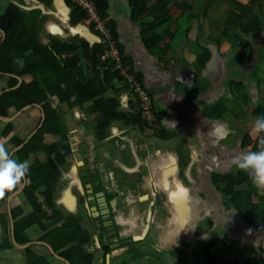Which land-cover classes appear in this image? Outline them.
I'll return each instance as SVG.
<instances>
[{
  "label": "crops",
  "instance_id": "0c3cea01",
  "mask_svg": "<svg viewBox=\"0 0 264 264\" xmlns=\"http://www.w3.org/2000/svg\"><path fill=\"white\" fill-rule=\"evenodd\" d=\"M137 1L138 11L133 13L130 0H107V19L115 22L127 70L137 73L154 100L155 113L161 117L159 131L166 139L155 138L152 130L140 132L115 123L98 140L93 117L87 113L90 104L69 111L51 98L52 108L63 116L71 154L54 185V209L40 193L34 197L45 220L51 222L54 212L63 220L46 231L38 225L30 227L25 232L28 244L15 247L13 225L33 213L22 195L29 182L6 191L0 198V264H27L26 251L36 257V264H209L212 260L264 264V193L256 189L251 196L255 211H240L224 198L226 183L216 182L233 175L245 177L248 181L234 191L242 195L250 191L248 174L232 159L253 151L264 136L251 131L255 112L264 108V0ZM10 4L29 21L44 24L37 32L42 44L51 37L68 41L64 36L76 26L64 21L54 0L48 7L38 0H0V16ZM255 20L259 28H254ZM61 24L67 27L62 29ZM89 24L87 20L80 25L89 28ZM3 33L0 29V44ZM181 66L195 69V82L188 90L177 82L180 78L189 82ZM10 79L11 75L0 73V96L10 91ZM15 79V89L32 82L29 75ZM123 92L117 101L126 112L130 100ZM106 97L113 98L114 93ZM43 120L39 106L19 114L10 110L7 118H0V143L18 159L16 152L38 132ZM43 139L47 146L58 140L51 135ZM45 160L42 153L28 156L29 170ZM222 206L248 228L224 229ZM2 216L7 230L1 225ZM64 219L71 220L66 232L71 243L51 247L41 242L46 233L62 228ZM6 232L12 247L4 249Z\"/></svg>",
  "mask_w": 264,
  "mask_h": 264
},
{
  "label": "trees",
  "instance_id": "16d2710c",
  "mask_svg": "<svg viewBox=\"0 0 264 264\" xmlns=\"http://www.w3.org/2000/svg\"><path fill=\"white\" fill-rule=\"evenodd\" d=\"M92 1L95 2L99 14L104 20L105 28L112 39L117 42L115 22L112 19H107V0ZM130 1L134 6L133 13L137 12L140 3L137 0ZM38 2L48 7L51 0H38ZM65 3L70 8L69 24L71 26L87 22L88 17L84 9L73 0H65ZM37 24L40 25V21H29L28 17L14 4H10L6 12L0 16V29L5 34V39L0 44V73L11 75L10 91L0 96V118H7L8 112L12 109L18 113L30 105L39 106L44 115L42 126L38 132L16 152L19 161H25L28 156L40 153L46 157L43 164L36 162L29 170L26 177L29 183L22 189V195L31 205L33 213L13 225L14 241L19 246L28 244L25 232L30 227L38 225L43 231H46L52 223L62 219L59 212H54L51 222L45 220V214L34 197L35 193H40L46 204L54 209L52 202L54 185L60 177L59 170L64 167L66 159L71 154L63 116L59 110L52 108L49 101L51 98H56L60 105L65 106L69 111L90 104L87 113L93 117V130L98 140H102L107 128L115 123H121L127 128L140 132L152 130L155 138L166 139L159 131L161 118L159 115L155 114V122L148 127L141 119L134 102L129 101V111L120 110L117 95L122 91L128 94L130 89L126 84H123L119 72L114 71L111 65H107L109 62L100 61V57L104 53L102 43L91 45L75 36L71 41L51 37L47 44H42L37 40L39 30ZM89 28L94 29L92 23L89 24ZM254 28H259L257 20H255ZM100 37L103 40V36ZM118 49L122 67H128L120 46ZM203 61L205 59L200 62ZM82 62L85 72L82 70ZM129 74L134 75L137 81L143 85V81L137 73L129 69ZM26 75L32 78V82L27 85L21 83L15 89L18 85L15 77L20 78ZM111 92L114 93V97L107 98V94ZM260 111L264 113V108ZM262 112H255V115L258 117L263 114ZM9 131L10 124L7 126L6 133ZM45 135H51L58 140L55 144L47 146L43 142ZM19 144L20 142H17L16 147ZM257 145L258 143L253 151L258 150ZM243 181L248 180L245 177L244 180L243 178L239 179L237 175L224 179L216 178V182L226 183L227 187L223 191V196L230 205H234L240 211L244 208V210L253 212L256 208L251 206L250 198L256 194L257 188L249 183L250 191L248 193L242 195L234 191L235 187ZM11 212L12 218H15V212ZM70 222V219H64L62 228L49 231L41 238V242L51 247H67L72 241L68 240L66 234ZM1 225L7 230L6 216L1 217ZM3 242L1 247L4 249L12 247L8 232H6ZM213 245L211 246L213 247ZM26 253L29 255L27 264H36V257L32 256L29 251ZM65 256H68V253Z\"/></svg>",
  "mask_w": 264,
  "mask_h": 264
},
{
  "label": "clouds",
  "instance_id": "9594fccd",
  "mask_svg": "<svg viewBox=\"0 0 264 264\" xmlns=\"http://www.w3.org/2000/svg\"><path fill=\"white\" fill-rule=\"evenodd\" d=\"M97 34L96 36L99 39V43L103 44V42H100V40H102L100 36L102 35L99 32H97ZM145 89L152 98L146 87ZM126 97L131 101L129 92ZM251 131L256 134L264 133V115L256 117ZM257 149L258 150L255 151L249 150L239 153L233 157L232 163L239 170L246 172L252 185L261 193H264V136L260 137ZM29 167L30 165L27 160L19 161L13 158L5 145L0 143V198L4 196L6 191L12 190L19 185L21 181H26Z\"/></svg>",
  "mask_w": 264,
  "mask_h": 264
},
{
  "label": "built area",
  "instance_id": "2783aa9c",
  "mask_svg": "<svg viewBox=\"0 0 264 264\" xmlns=\"http://www.w3.org/2000/svg\"><path fill=\"white\" fill-rule=\"evenodd\" d=\"M77 5L86 11L89 23L94 25V29L104 37V46H110L109 50L104 49L103 55L100 57L101 62H114V71L119 72L120 78L123 79V84H126L130 89V99L137 105V110L140 113L141 119L150 127L155 122V104L153 99L147 93L145 87L141 85L134 75L123 71L121 58L110 33L105 28V23L101 18L97 6L92 0H73ZM209 264H220L216 260H212ZM234 264H249L244 261H238Z\"/></svg>",
  "mask_w": 264,
  "mask_h": 264
},
{
  "label": "water",
  "instance_id": "95a60500",
  "mask_svg": "<svg viewBox=\"0 0 264 264\" xmlns=\"http://www.w3.org/2000/svg\"><path fill=\"white\" fill-rule=\"evenodd\" d=\"M54 3L56 5V7L58 8V10L60 11L62 17L64 18V21L65 22H69V16H68V13H69V7L66 5V3L64 2V0H54ZM71 32L73 35H77L80 39L82 40H85L86 42H88L89 44H94V43H97L99 42V39L97 36H94L88 29V27L84 26V25H76L73 29H71ZM4 34V33H3ZM5 35V34H4ZM182 68L185 69V72H187L185 74V79L189 80V82H186V80H182L180 78L179 82L182 86L186 87L187 89H190L192 87V85L194 84L195 82V69L193 67H185V66H181ZM177 74L178 73H175V77L177 78ZM174 92L176 91L175 90V87H174ZM32 107H35L34 105H31ZM31 106H27L25 108H23L21 111L18 112V114L26 109H28L29 107ZM43 118H44V115H43ZM19 150V149H18ZM102 198V197H99V199ZM104 203L101 204V206H103L102 208H105L104 207ZM221 214L225 213L226 216H224V220H223V227L224 229L226 230H230V229H235V228H244V229H247L248 226L243 222H241L237 215L235 214H231L229 215L228 212L225 211L224 207L222 206L221 207ZM106 210V209H105ZM230 216V217H229ZM104 217H106V215H104ZM226 219V220H225ZM229 228H227V227ZM11 240H12V243L15 247H18L16 246V243L14 241V237H13V228L11 230Z\"/></svg>",
  "mask_w": 264,
  "mask_h": 264
},
{
  "label": "rangeland",
  "instance_id": "374dc122",
  "mask_svg": "<svg viewBox=\"0 0 264 264\" xmlns=\"http://www.w3.org/2000/svg\"><path fill=\"white\" fill-rule=\"evenodd\" d=\"M42 21H43V20H42ZM53 22H55L54 25H58V23H57L58 21H57V20H54ZM59 24H60V23H59ZM37 25H38V24H37ZM41 25L43 26L44 24H42V22H41L40 25H38L39 28H40V30L42 29V27H40ZM64 26L67 27V25H62V24H61L60 27L63 29ZM65 27H64V28H65ZM72 28H74V27H72ZM88 29H89V31H90L94 36L98 35V34H97V31H95L94 29H93V30H91L90 28H88ZM65 33H66V32H65ZM72 36H73V35L71 34L70 36H69V35H65L64 37H65V38L68 37V38H66V39H68L69 41H71V40H72ZM78 38H79V37H78ZM100 42H103V44H104V41H103V40H100ZM97 43H99V42H97ZM94 44H95V43H94ZM91 45H93V44H91ZM103 46H104V45H103ZM116 46H117V47L121 46V45L118 43V41L116 42ZM109 48H110V46H107V45L104 46V49L109 50ZM113 64H114V62L111 61V62L108 63L107 65H111L112 68L115 69V66H114ZM81 66H82V70H83V72H85V71H84L85 69H84V67H83V66H84V63H81ZM123 69H124L123 71H125L126 73H129V70H127V67H125V68H123ZM186 89H187V88H186ZM175 90L178 91V88H176ZM187 90H188V89H187ZM187 90H186V91H187ZM171 92H172V90H171ZM123 93H125V92H123ZM126 94H127V93H126ZM184 94H185V95H184ZM181 95H183L184 97H188V96H189V95H188V92H183ZM125 97H126V96H125ZM92 125H93V123H92ZM42 210H45V211H46V208H45L44 204H43V206H42Z\"/></svg>",
  "mask_w": 264,
  "mask_h": 264
},
{
  "label": "flooded vegetation",
  "instance_id": "af4514ba",
  "mask_svg": "<svg viewBox=\"0 0 264 264\" xmlns=\"http://www.w3.org/2000/svg\"><path fill=\"white\" fill-rule=\"evenodd\" d=\"M240 145H242V144L240 143ZM239 148H240V146L238 145V146H237V150H238Z\"/></svg>",
  "mask_w": 264,
  "mask_h": 264
}]
</instances>
